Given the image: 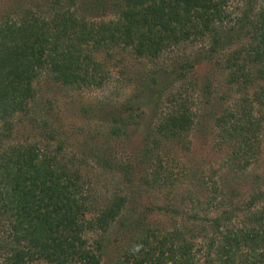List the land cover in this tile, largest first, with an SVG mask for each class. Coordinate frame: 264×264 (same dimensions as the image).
I'll use <instances>...</instances> for the list:
<instances>
[{
  "label": "trees",
  "instance_id": "obj_1",
  "mask_svg": "<svg viewBox=\"0 0 264 264\" xmlns=\"http://www.w3.org/2000/svg\"><path fill=\"white\" fill-rule=\"evenodd\" d=\"M5 1L0 264H264V190L256 177L247 190L238 188L264 147V0H243L238 10L231 0ZM100 10L108 11L107 20H95ZM195 43L205 45L195 58L149 72L103 116L105 139L91 156L69 154L59 132L31 106L43 79L57 89L103 88L110 79L107 60L118 50L155 63ZM212 64L224 72L229 96L215 98L207 74L200 81L199 114L189 91L173 90L189 74L197 76L199 66ZM202 123L211 132L214 163L199 169L179 163L175 172L169 148L189 152L191 132ZM22 127L57 146L13 142ZM134 135L140 140L132 150ZM120 153L127 163L118 162ZM163 159L171 164L165 167ZM90 166L117 175L120 188L98 197ZM179 183L193 190L175 200L186 211L170 195L171 206L139 200ZM158 214L186 223L159 231L151 226ZM133 238L135 247L126 249Z\"/></svg>",
  "mask_w": 264,
  "mask_h": 264
},
{
  "label": "rangeland",
  "instance_id": "obj_2",
  "mask_svg": "<svg viewBox=\"0 0 264 264\" xmlns=\"http://www.w3.org/2000/svg\"><path fill=\"white\" fill-rule=\"evenodd\" d=\"M242 2L243 0H231V6H233L235 10H238ZM4 4H6L5 0ZM2 5L3 2L0 4V11L5 9ZM107 12V10L97 11L96 15H94V18L97 16L95 20H107L110 16ZM204 48L205 45L203 43H195L193 45L186 44L164 54L155 63L138 60L134 58L128 50H118L113 54L114 57L112 60H107L108 64H106V67L108 66L110 79L103 88L84 90L57 89L54 86H50L49 82H45V79H43L38 84L39 93L37 101L31 106L36 108L42 120L48 121L52 130L59 132L61 142L64 144L69 154H76L82 157V153H85L91 156L93 151L97 149L105 139L102 134L107 120L103 116L108 115L110 111L114 109L113 106L116 105V103L127 98L129 94L134 93L139 88L140 80L144 79L149 72L156 68H170L171 64L176 66L177 63H181L185 59L195 58ZM219 60H221L220 56L216 58L215 61L218 62ZM197 74V76H194L193 73L189 74L186 81L175 86L173 91L174 93H176L178 89L179 92L184 91V89L189 91L196 107H194V110L200 114L204 108L202 105L203 99L198 91L200 89V81L202 82L207 74L213 79V86L215 87L213 90L216 92L215 98L223 96L226 99L229 94H226L227 89L224 86L225 74L220 66L214 64L211 66L201 65L197 68ZM190 84L197 85L192 87ZM224 106H227V103ZM103 107L107 110L100 111ZM90 109H93V111L90 112ZM84 110H88L87 113L81 114ZM95 118H97V120ZM146 119L147 117H145L144 120ZM39 132L40 131L31 132L28 128L22 127L17 130L13 142H33L36 140V142H39L40 145L44 147L50 146V148H54L57 146L55 142L51 143L49 146L46 145L47 143L42 138L37 137ZM139 140V135H134L131 139L129 149L134 150L137 148ZM190 140L191 146L189 152L173 149L174 145L169 148V151L172 152L171 155L174 156V160L171 163L176 162L174 171L177 173L181 166H178L179 163L188 168L199 169L204 164L209 166L210 163L213 164L215 161V156L209 148L210 143H212L211 132L206 130L204 123H202V125L197 124L191 132ZM118 146L121 147V144H118ZM129 149L124 150L127 156ZM126 155L120 153L118 162L127 163L128 159ZM163 158H165V156ZM171 163L166 164V160L163 159L165 167ZM89 171L92 172L91 175H89L91 176L93 187L98 197L105 198L113 195L117 189L120 188L117 185V182L120 184L119 179L116 177L117 175L112 173L100 174L101 172L99 173L93 166H90ZM254 177H256V184L258 183L264 190V147L262 159L255 166H252L249 176L242 177L244 183H241L238 188L247 190V184H249L251 180H254ZM188 191L193 190L189 189L185 184L179 183L171 191L168 189L151 190L148 194L140 196L139 200L142 204L147 205L169 203L168 205L171 206L173 202L175 207H178L179 211H186L187 206L177 204L175 200L185 196ZM169 195L172 196V202L168 200ZM185 221L186 219L179 216L170 218L167 215L158 214L151 219V226L159 231H168L173 229L176 223H186ZM1 232L2 227L0 226V236ZM113 237L114 236H112L111 239H113ZM134 240L135 238L131 239L129 241L130 243L127 242L124 247L126 249H133L135 247ZM113 252L114 250L109 253L110 257H113ZM121 252H123V250ZM107 261H110V258L107 259Z\"/></svg>",
  "mask_w": 264,
  "mask_h": 264
}]
</instances>
